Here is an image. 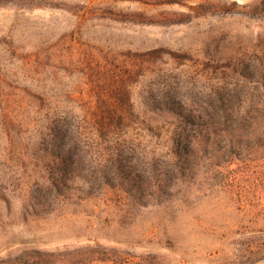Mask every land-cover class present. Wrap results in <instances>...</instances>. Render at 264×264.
<instances>
[{"label":"rangeland","instance_id":"obj_1","mask_svg":"<svg viewBox=\"0 0 264 264\" xmlns=\"http://www.w3.org/2000/svg\"><path fill=\"white\" fill-rule=\"evenodd\" d=\"M160 1L0 0V259L91 247L114 260L92 264H264L260 127L203 145L172 191L148 197L103 183L113 171L103 179L97 166L113 146L100 134L93 143L91 125L118 106L122 87L147 123L130 130L143 168L152 154L169 157L176 113L226 99L242 114L249 96L264 101V14L254 8L264 0H201L249 8L189 19L188 7ZM62 122L82 134L81 171L55 187L73 135L52 141Z\"/></svg>","mask_w":264,"mask_h":264},{"label":"trees","instance_id":"obj_2","mask_svg":"<svg viewBox=\"0 0 264 264\" xmlns=\"http://www.w3.org/2000/svg\"><path fill=\"white\" fill-rule=\"evenodd\" d=\"M147 1L151 2L153 0ZM158 3L177 4L188 7L189 11H191V14L186 15L188 19L205 14L224 13L227 4L239 8L248 7L242 6L235 1L228 3L227 1L161 0ZM189 3H192L193 6H187ZM254 8L257 11L256 13L264 14V1L255 5ZM133 21L139 24L150 23L149 21ZM260 96L261 99H264V94H260L257 98H260ZM239 99L240 95L233 94L229 101H239ZM116 100L118 106L111 109L107 107L103 111V117H99L101 121L91 125L94 132L91 133L90 139L93 143L96 144L97 138H99L97 135L100 134L102 137H106L107 143L113 146L112 152L104 160L107 162L106 166L99 164L97 167L100 168L103 179H107L106 167H109L113 171V180H105L106 182H103L105 185L114 187L117 183L119 188L123 186L129 187L132 192L140 196L155 197L154 193L156 191H172V184L175 181L179 184L181 181H185L189 175H193L197 153L201 152L200 149L203 145L206 148L212 147L215 137L222 135L225 138L235 133L237 136H242L244 128L248 123L260 127L258 128L259 131L254 133L255 135L258 137H263L264 135V128L258 126L261 123L264 125V101L258 99L256 102L254 101V96H249L245 112L236 114L232 105H227L228 102L223 104V102H226V99H222V105L217 108L204 109L203 111L186 110V114L181 115L180 113H176L177 124L173 130L169 157L161 161L155 154H152L146 168H143L138 164V159H141L144 154L142 143L137 137L130 135V130L131 128L139 129L141 125L145 127L147 123L141 119L139 113L135 111L134 106L129 102L130 91L127 87L120 89ZM233 115L235 116L233 117ZM239 122L240 124H238ZM113 128L118 130V133L116 132V138L118 139L113 138ZM140 129L144 130L142 127ZM68 130L73 135H71L67 144L63 142L66 154L60 160V163L64 169L63 171L60 169L62 173L54 179L55 182L52 180V185L55 187L56 182L63 179V177L65 178L66 173H69V171H81L80 161L78 162L74 158L78 155V147L82 135L78 132V127L72 131L67 122H62V124L55 126L51 130V138L55 144L61 143L62 138L65 137ZM129 158L130 164L127 166L125 160ZM210 159L212 158L208 160ZM132 160L134 161L133 164L131 163ZM226 163H224L223 167L220 165H216V167L226 168L227 166L228 168L229 163ZM142 175L145 177V181L142 180ZM94 262L114 263V260L112 256L98 252V248L91 247L56 251L28 249L19 251L18 253H8L0 259V264H92Z\"/></svg>","mask_w":264,"mask_h":264}]
</instances>
